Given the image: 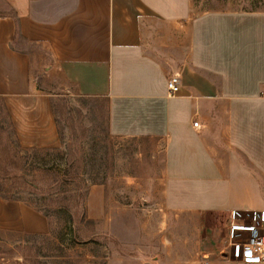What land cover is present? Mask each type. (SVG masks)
Instances as JSON below:
<instances>
[{
  "label": "crops",
  "instance_id": "crops-1",
  "mask_svg": "<svg viewBox=\"0 0 264 264\" xmlns=\"http://www.w3.org/2000/svg\"><path fill=\"white\" fill-rule=\"evenodd\" d=\"M0 5V99L20 146L59 144L24 42L46 50L78 95L104 100L109 135L155 142L165 211L226 224L231 211L264 210V11H198L190 0ZM171 75L180 78L173 96ZM0 229L43 234L47 223L0 198Z\"/></svg>",
  "mask_w": 264,
  "mask_h": 264
},
{
  "label": "rangeland",
  "instance_id": "rangeland-1",
  "mask_svg": "<svg viewBox=\"0 0 264 264\" xmlns=\"http://www.w3.org/2000/svg\"><path fill=\"white\" fill-rule=\"evenodd\" d=\"M190 2L198 11H264V0ZM18 46L30 54L32 82L51 97L59 144L20 146L0 99V197L36 208L47 223L43 234L0 229V264H243L219 256L223 218L162 208L153 140L109 135L104 100L52 73L46 50Z\"/></svg>",
  "mask_w": 264,
  "mask_h": 264
},
{
  "label": "built area",
  "instance_id": "built-area-1",
  "mask_svg": "<svg viewBox=\"0 0 264 264\" xmlns=\"http://www.w3.org/2000/svg\"><path fill=\"white\" fill-rule=\"evenodd\" d=\"M180 78L171 75L167 81L169 96L178 92ZM198 128V122L193 123ZM225 245L228 259L243 264H264V210L231 211L225 224Z\"/></svg>",
  "mask_w": 264,
  "mask_h": 264
},
{
  "label": "trees",
  "instance_id": "trees-1",
  "mask_svg": "<svg viewBox=\"0 0 264 264\" xmlns=\"http://www.w3.org/2000/svg\"><path fill=\"white\" fill-rule=\"evenodd\" d=\"M64 181H68V180H64ZM2 200L4 201H14V199H11V198H3V197H0ZM35 209L36 211L40 212L39 210H37L36 208H33Z\"/></svg>",
  "mask_w": 264,
  "mask_h": 264
},
{
  "label": "water",
  "instance_id": "water-1",
  "mask_svg": "<svg viewBox=\"0 0 264 264\" xmlns=\"http://www.w3.org/2000/svg\"><path fill=\"white\" fill-rule=\"evenodd\" d=\"M219 256H220V258H222V259H223V258L228 259L226 252H221V254H220Z\"/></svg>",
  "mask_w": 264,
  "mask_h": 264
}]
</instances>
